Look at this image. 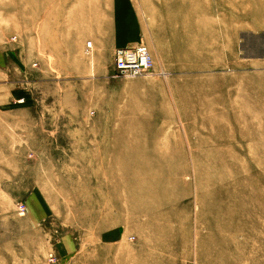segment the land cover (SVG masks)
Segmentation results:
<instances>
[{
    "label": "rangeland",
    "instance_id": "obj_1",
    "mask_svg": "<svg viewBox=\"0 0 264 264\" xmlns=\"http://www.w3.org/2000/svg\"><path fill=\"white\" fill-rule=\"evenodd\" d=\"M127 1L152 75H114L117 0H0V264H264V34Z\"/></svg>",
    "mask_w": 264,
    "mask_h": 264
},
{
    "label": "crops",
    "instance_id": "obj_2",
    "mask_svg": "<svg viewBox=\"0 0 264 264\" xmlns=\"http://www.w3.org/2000/svg\"><path fill=\"white\" fill-rule=\"evenodd\" d=\"M236 4L228 5V8L235 7L238 14L243 11L244 20L242 26L245 32L255 35L264 34V0H233ZM116 47L126 48L138 42L136 32L132 28V20L137 18V13L127 0H117L116 3ZM251 16V20L245 17Z\"/></svg>",
    "mask_w": 264,
    "mask_h": 264
},
{
    "label": "built area",
    "instance_id": "obj_3",
    "mask_svg": "<svg viewBox=\"0 0 264 264\" xmlns=\"http://www.w3.org/2000/svg\"><path fill=\"white\" fill-rule=\"evenodd\" d=\"M156 71L153 57L146 46H130L115 52L116 78H136L152 75ZM24 211L25 208H22Z\"/></svg>",
    "mask_w": 264,
    "mask_h": 264
}]
</instances>
